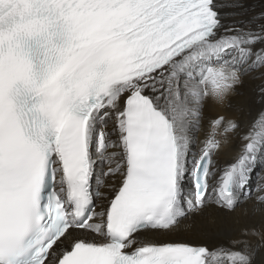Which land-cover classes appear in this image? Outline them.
<instances>
[{
    "label": "snow or ice",
    "instance_id": "6c2138e0",
    "mask_svg": "<svg viewBox=\"0 0 264 264\" xmlns=\"http://www.w3.org/2000/svg\"><path fill=\"white\" fill-rule=\"evenodd\" d=\"M0 264H264V0H0Z\"/></svg>",
    "mask_w": 264,
    "mask_h": 264
},
{
    "label": "bare ground",
    "instance_id": "6f19581e",
    "mask_svg": "<svg viewBox=\"0 0 264 264\" xmlns=\"http://www.w3.org/2000/svg\"><path fill=\"white\" fill-rule=\"evenodd\" d=\"M255 4H259V0H253ZM253 86V82H249L245 91L247 92L248 88ZM243 97H237L236 101L239 102ZM214 217V219H213ZM233 225V221L230 219L229 214L223 212H217L215 209L211 212L201 217L196 224V231L198 232H207L209 234L221 232L224 229Z\"/></svg>",
    "mask_w": 264,
    "mask_h": 264
}]
</instances>
